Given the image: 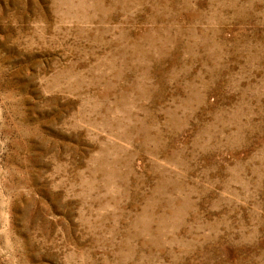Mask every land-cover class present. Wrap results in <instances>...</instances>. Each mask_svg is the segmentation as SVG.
Here are the masks:
<instances>
[{"label":"rangeland","instance_id":"374dc122","mask_svg":"<svg viewBox=\"0 0 264 264\" xmlns=\"http://www.w3.org/2000/svg\"><path fill=\"white\" fill-rule=\"evenodd\" d=\"M0 264H264V0H0Z\"/></svg>","mask_w":264,"mask_h":264}]
</instances>
